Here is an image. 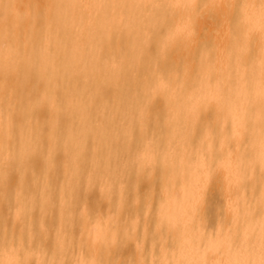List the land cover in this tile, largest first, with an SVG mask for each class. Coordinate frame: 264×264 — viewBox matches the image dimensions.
<instances>
[{
  "label": "bare ground",
  "instance_id": "1",
  "mask_svg": "<svg viewBox=\"0 0 264 264\" xmlns=\"http://www.w3.org/2000/svg\"><path fill=\"white\" fill-rule=\"evenodd\" d=\"M0 264H264V0H0Z\"/></svg>",
  "mask_w": 264,
  "mask_h": 264
},
{
  "label": "rangeland",
  "instance_id": "2",
  "mask_svg": "<svg viewBox=\"0 0 264 264\" xmlns=\"http://www.w3.org/2000/svg\"><path fill=\"white\" fill-rule=\"evenodd\" d=\"M212 197H214L213 195L210 196L209 200H208V203H213V199Z\"/></svg>",
  "mask_w": 264,
  "mask_h": 264
}]
</instances>
